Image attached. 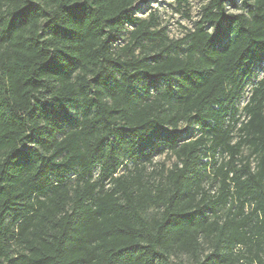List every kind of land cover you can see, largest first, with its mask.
Here are the masks:
<instances>
[{"label": "trees", "instance_id": "16d2710c", "mask_svg": "<svg viewBox=\"0 0 264 264\" xmlns=\"http://www.w3.org/2000/svg\"><path fill=\"white\" fill-rule=\"evenodd\" d=\"M137 1L0 0V264H264V0L176 40Z\"/></svg>", "mask_w": 264, "mask_h": 264}, {"label": "rangeland", "instance_id": "374dc122", "mask_svg": "<svg viewBox=\"0 0 264 264\" xmlns=\"http://www.w3.org/2000/svg\"><path fill=\"white\" fill-rule=\"evenodd\" d=\"M209 0H138L132 9V14L141 19L148 20L150 22L156 23V29L165 30L166 35L170 39H180L184 37L188 31L193 30L196 26V22L201 18L202 10L204 6L208 3ZM235 3H228L227 8L230 12H245V2L246 0H234ZM209 31L214 32V26H207ZM134 28V25L127 24L122 32L118 35L117 38L113 41V46L115 50L123 47L127 41L131 30ZM155 46L152 42H145V51H150L151 48ZM137 53L141 52V49L136 51ZM255 80L264 75V60L257 63L255 67ZM254 81L247 83V90L250 86H253ZM252 89L247 91L244 94V97L237 102V107L239 110L240 121L246 119L244 113V105L247 99V96L250 95ZM246 92V91H245ZM183 138H197L201 131L197 124L187 125L182 123L180 126ZM236 138L238 137V131H235ZM236 140V139H235ZM241 155L244 157L250 156V150L247 147L242 149ZM219 159H224L225 156L222 154L218 155ZM252 160V165H255L254 156H250ZM177 161L174 154L168 149L164 148L162 145L156 147V152L152 158V163H148L147 172L151 173L156 179H159L160 172L162 169L172 168L175 162ZM127 164V165H126ZM132 161H126L121 166V172L125 171L127 166H131ZM99 167L95 169V174H98ZM154 211V210H152ZM13 249H17L13 247ZM12 252L14 253V250ZM174 261L177 264H190L191 260L183 255L180 257H175Z\"/></svg>", "mask_w": 264, "mask_h": 264}, {"label": "built area", "instance_id": "2783aa9c", "mask_svg": "<svg viewBox=\"0 0 264 264\" xmlns=\"http://www.w3.org/2000/svg\"><path fill=\"white\" fill-rule=\"evenodd\" d=\"M255 73H254V75H253V77L248 81V83H250V82H252V80L254 81V84H253V86H250L249 88H248V90L246 89L247 88V85H246V87H245V91H244V93H243V96H242V98L244 97V94L245 93H247V91H249L250 89H253V87L256 85V83L258 82V80L261 78H258L257 80H255ZM251 93H252V91H251ZM251 93H250V95H251ZM250 95L249 96H247V99H246V102H245V105H246V103L248 102V100H249V98H250ZM244 105V106H245Z\"/></svg>", "mask_w": 264, "mask_h": 264}]
</instances>
